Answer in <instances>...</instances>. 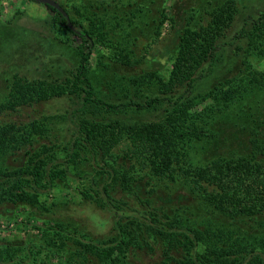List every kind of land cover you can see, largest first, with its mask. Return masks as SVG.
<instances>
[{"label": "trees", "instance_id": "trees-1", "mask_svg": "<svg viewBox=\"0 0 264 264\" xmlns=\"http://www.w3.org/2000/svg\"><path fill=\"white\" fill-rule=\"evenodd\" d=\"M98 2L73 4L78 17L58 2L75 31L59 11L46 5L54 14L52 24L81 39L75 73L64 80L15 75L0 102V115L54 99L82 97L80 112L118 117L101 121L86 114L75 122L77 131L69 142L53 139L58 116L43 115L29 122L0 119V201L39 211L44 191L69 177L90 178L91 183L82 182L77 193L98 204L105 195L115 225L109 237L95 242L71 223L33 211L39 236L22 250L10 244L0 247V264H135L142 254L158 253L155 264H264V99L252 106L245 103L241 121L233 123L245 153L203 164L194 153L199 144L216 142L215 110L228 112L251 90L264 94V72L256 71L245 58L240 83L220 82L202 96H173L181 87L191 93L204 77L199 74L204 65L216 62L219 41L237 16L236 4L228 1L213 8L205 23L182 30L169 79L156 73L144 76L153 79L159 95L111 103L98 97L91 59L100 44L108 43L114 44L105 46L117 52L116 64L132 65L129 39L135 13H127L128 6L121 1ZM168 20L173 19L163 14L155 41ZM253 26L249 52L264 56V11ZM241 35L245 37V30ZM165 104L159 121L126 120L129 113ZM199 105L202 111L193 112ZM119 190L127 199L133 197V206L126 199H113Z\"/></svg>", "mask_w": 264, "mask_h": 264}, {"label": "rangeland", "instance_id": "rangeland-1", "mask_svg": "<svg viewBox=\"0 0 264 264\" xmlns=\"http://www.w3.org/2000/svg\"><path fill=\"white\" fill-rule=\"evenodd\" d=\"M95 1L96 5L98 1L101 2V0ZM106 1L110 3L121 1L128 6L127 13L134 11L135 16L130 28L132 34L129 39V45H133L131 46L133 54H131L132 65L116 64L115 53L117 52L110 46H105L114 44H100L91 59V71L95 73V85L99 98L111 103H122L130 98L141 101L145 100V97L159 95L153 79L144 78V76L156 73L160 78L168 80L179 48L182 30L187 26L196 27L205 23L209 19V11L228 1H234L238 13L232 26L219 41L216 62L204 65L199 72L204 77L199 79L191 93H187L186 88L181 87L173 96L179 97L186 94L191 97L202 96L212 91L220 82L232 80L235 84L240 83V80H244L242 70L245 58L256 71L264 72V56H260L258 52L252 54L248 47L251 36L255 33L253 21L259 19L264 11V0ZM58 2L67 7L72 16L78 17L72 8L73 4L79 5L85 0H58ZM130 5H132L131 8H129ZM163 14L173 20L165 22L160 30L159 40L155 41L157 27ZM53 19L54 14L40 2L0 0V102L5 101L10 82L15 75L28 79L64 80L75 73L78 65L76 47L81 43V39L61 32L57 25L52 24ZM243 30L246 32L245 37L241 35ZM68 37L71 38L69 42L66 41ZM245 99L234 103L228 112L219 114L215 110L214 113L217 114L212 119V128L216 133V142L199 144L194 151L196 160L203 164L219 156L245 153L244 147L236 139L238 134L232 126L233 123L241 121L243 105L246 103L252 106L264 99V94L258 89L251 90ZM82 106V97H64L27 107L16 114H2L0 119L29 122L43 115L58 116L53 139L56 141L58 138L60 141L69 142L77 131L75 122L86 114L101 121L118 117L106 112L94 114L89 110L80 112ZM165 106L168 105H161L157 110L141 114L129 113L130 115H126V120L159 121ZM202 109L203 105H199L192 111L201 112ZM21 157L23 155L20 156V163L23 161ZM91 157H93L92 163H95L94 156ZM82 182L88 185L91 179L84 177L82 180H75L69 177L57 188L44 191L41 196L42 208L39 211L0 201V247L10 244L17 250L18 248L22 250L27 241L39 236L40 232L31 219L33 211L38 215L44 213L47 216H53L66 224L71 223L72 227H77L80 233L95 242L109 237L116 221L112 205H110L111 201L104 195V200H100L98 204L91 198L78 194L77 188L82 189L84 186ZM180 193L184 194V192ZM174 196L178 198V195ZM122 198L130 202V205H134L133 197L127 199V195L122 190L114 193L113 199ZM159 257V253L156 256L142 254L139 256L141 261L135 258V264H155L160 260Z\"/></svg>", "mask_w": 264, "mask_h": 264}, {"label": "water", "instance_id": "water-1", "mask_svg": "<svg viewBox=\"0 0 264 264\" xmlns=\"http://www.w3.org/2000/svg\"><path fill=\"white\" fill-rule=\"evenodd\" d=\"M33 1H38L42 4H45V5H48V6L55 8L57 11H59L66 18L68 27H70V29L75 31V28L71 23L69 15L67 14V12L64 10V8L57 1H55V0H33Z\"/></svg>", "mask_w": 264, "mask_h": 264}]
</instances>
